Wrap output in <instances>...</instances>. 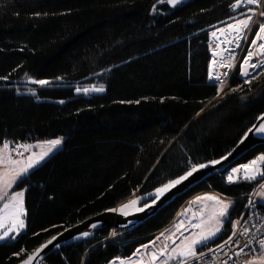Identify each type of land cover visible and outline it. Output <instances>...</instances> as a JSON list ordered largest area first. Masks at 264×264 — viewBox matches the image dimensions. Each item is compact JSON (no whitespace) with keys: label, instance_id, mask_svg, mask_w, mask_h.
I'll use <instances>...</instances> for the list:
<instances>
[{"label":"trees","instance_id":"obj_1","mask_svg":"<svg viewBox=\"0 0 264 264\" xmlns=\"http://www.w3.org/2000/svg\"><path fill=\"white\" fill-rule=\"evenodd\" d=\"M236 2L191 0L172 8L168 0H0V144L64 137V147L20 181L27 230L0 243V264L20 263L63 229L236 146L264 113V67L248 79L234 74L226 89L210 77V33L249 16L248 8L233 9ZM41 80L50 83L34 82ZM94 82L105 92L77 93L78 84ZM259 155L264 144L237 165ZM224 174L143 225L117 231L125 234L120 243L103 229L62 246L46 264L129 258L204 190L237 199L221 234L199 252L220 245L246 195L260 186L229 184Z\"/></svg>","mask_w":264,"mask_h":264},{"label":"rangeland","instance_id":"obj_2","mask_svg":"<svg viewBox=\"0 0 264 264\" xmlns=\"http://www.w3.org/2000/svg\"><path fill=\"white\" fill-rule=\"evenodd\" d=\"M263 5H264V0H259L258 4L256 5H244V6L240 5L239 7L233 8L234 10L248 8V10H246L245 12L247 15L251 17V25L247 30V38L244 40L242 44V48L240 51L241 54L239 53V56L237 57L238 59L236 58L237 65L231 71L228 77L223 80L220 79L217 80L213 76L212 70L210 69L211 70L210 77L215 81L223 83L224 88L228 85V82H230L234 74L239 73V76L243 77L241 75L240 61L242 63L246 57L245 55L249 52V50H252L254 45H252L251 42L256 38L255 33L259 30V26L261 24H264V22L261 21V18L264 17L261 15ZM249 9H253L254 14L253 12L249 11ZM248 17L246 18L248 19ZM246 18L237 19L234 22H239L241 20H245ZM210 42H211V55L213 60V51L217 48V45L211 40V36H210ZM263 67L264 65L261 67V69ZM99 87H103V86L97 82H94L92 84L81 83L77 85V93L90 95V94L105 92L104 87H103L104 91L102 92L91 91V90L88 92L84 91V89H93ZM23 90L26 93H32L30 90H28V88H24ZM57 139H59L61 143L59 145L51 147V151H48L50 147L48 142ZM1 141L2 144H0V156H4L6 158L10 153L12 160L18 162L13 164L8 162L7 159H5L4 162L0 163V195H3V192H8V196L4 197V199H0V236H3L5 231L11 229V231L8 232V236L4 237L3 239H0V243L11 239H16L19 236H21V234L26 232L27 230V221L25 218L26 190L24 187H19L20 181L30 172H32L34 169L45 163L57 151L61 150L64 147V137L60 136L50 139L27 138L24 140L2 139ZM5 143L9 145V149L7 150L3 149V145ZM21 146H27V147L25 148ZM13 149L15 150L13 151ZM44 152H47L48 154L44 156V158L40 160L38 164H36L33 168L29 169L27 173H24L21 176H17V173H19L22 168L27 166V162H28L27 158L29 156H32L35 159ZM18 153H22V155H19ZM261 157H264V155L257 156L249 163H242L239 165H235L234 168L244 166L245 164H250L253 161L260 162L262 164L261 172H260L261 175V173H264V166H263L264 160L260 159ZM231 170L232 169L226 171L224 174L226 182L229 184H238L242 182L252 183L257 181H259L261 184L264 181V178H262V180L246 179V181H244L243 178V180L242 179L238 180L240 182L232 181V180L229 181L228 179L229 175L227 177V174ZM259 177L261 178V176ZM6 184H10V187H6L5 186ZM14 193H22V196L15 202L12 200V195ZM259 196H260V200L264 201V194L262 192L260 193ZM207 197H215L218 200L223 201V203L228 204L227 215L226 217L219 218L221 221L219 225L216 224V221L214 219H210V217L214 212L218 214L219 211L222 209L223 204H217L216 200H210L207 199ZM236 200L237 199L225 196L224 194L215 190H204L195 193L193 196H191L190 198L184 201L178 213L176 214L174 219L168 224V226H166L163 230L159 231L158 233L154 234L151 240L147 244L139 247L133 256L125 259L124 258L115 259L110 264H179L186 259L193 258L194 256L188 255L187 245L192 240L194 239L199 240L202 235H207L209 230L215 231L216 227H220V231L217 232L214 236H211L207 240L202 241L201 243L193 246L195 248L197 255L200 254L199 248L201 246L209 243L210 241L217 238L221 234V232L224 229L225 221L228 220L230 216L231 208L233 207ZM5 203L9 204V208L7 209L4 208ZM18 219L23 220L24 223L23 228H20L18 226ZM177 225H179V231H177ZM124 235H125L124 233L111 231V235L107 240H110L114 243H120L118 236L121 237ZM165 245H167V248H165ZM162 252L163 254H161ZM262 263H263L262 258H258L252 262V264H262Z\"/></svg>","mask_w":264,"mask_h":264},{"label":"water","instance_id":"obj_3","mask_svg":"<svg viewBox=\"0 0 264 264\" xmlns=\"http://www.w3.org/2000/svg\"><path fill=\"white\" fill-rule=\"evenodd\" d=\"M189 1L191 0H179L178 3L173 4L171 0H168V4L170 7L176 8ZM260 69L255 70L252 74L246 75V77L242 75L241 71L242 78L248 79L255 75ZM227 86L224 89H226ZM262 122H264V113L256 119L254 124L247 130L229 153L218 159L196 165L197 170L194 172L192 171L193 167L190 168L185 174L180 176H187L181 183L173 187H168L166 191L157 192V189H164L167 185L179 179V177L149 192H137L117 206L106 209L56 233L18 264H46V259L62 246H69L91 239L103 229H110L111 231H130L143 225L164 208L190 193L207 179L213 177L217 173H225L233 169L247 153L259 145L264 144V132L257 130V126ZM200 165H205V167H199ZM188 172H192V174L188 176ZM132 201L136 203L133 204ZM130 204L136 205L137 207L134 210H128L125 205L128 206Z\"/></svg>","mask_w":264,"mask_h":264},{"label":"built area","instance_id":"obj_4","mask_svg":"<svg viewBox=\"0 0 264 264\" xmlns=\"http://www.w3.org/2000/svg\"><path fill=\"white\" fill-rule=\"evenodd\" d=\"M259 176L261 178L258 177V180L264 178ZM262 185L264 181L254 192L246 195L244 212L234 226L230 241L228 238L220 245L179 264H252L258 258H262L264 264V201L259 196L261 192L264 194Z\"/></svg>","mask_w":264,"mask_h":264},{"label":"bare ground","instance_id":"obj_5","mask_svg":"<svg viewBox=\"0 0 264 264\" xmlns=\"http://www.w3.org/2000/svg\"><path fill=\"white\" fill-rule=\"evenodd\" d=\"M259 1V0H258ZM240 5H256V4H246L241 0ZM247 19V18H246ZM251 25V20L249 21V26ZM240 27L238 22H234L232 24H228L222 28L214 30L211 32V40L217 45V48L213 51V60L211 63V70L213 76L216 78L219 77L220 80L226 79L231 71L236 67V58L239 56V53L242 48V44L244 40L247 38V29H244L242 32L237 33L236 28ZM213 32L216 33L213 36ZM264 43V41L258 40L256 45L253 46L252 50H249L254 53V55L250 58L251 64L261 65L256 68H252L249 64L241 63V71L242 75H244V71L247 70L248 74H252L255 70L260 69L264 64V49L259 48V44ZM239 45V47H237ZM241 54V53H240ZM247 57V54L245 55ZM245 57V58H246ZM238 59V58H237ZM244 61V60H243ZM261 163L256 162L253 164L251 162L247 166H240L232 169L228 175L232 176V181H238L248 176H254L253 180L257 179L261 172ZM237 170V171H233ZM137 206L130 204L127 206L128 210H134Z\"/></svg>","mask_w":264,"mask_h":264},{"label":"snow or ice","instance_id":"obj_6","mask_svg":"<svg viewBox=\"0 0 264 264\" xmlns=\"http://www.w3.org/2000/svg\"><path fill=\"white\" fill-rule=\"evenodd\" d=\"M171 2H172L173 4H175V3H178L179 0H171ZM243 2L246 3V4H258V0H243ZM240 3H241V0H237V3L233 5V8L239 7V6H240ZM249 11L253 12V14H254V10H253V9H249ZM261 15L264 16V12H262ZM250 20H251V17L249 16L248 19H245V20H241V21H239L238 23H239L240 27H237V28H236V32H237V33H240V32H242L244 29H247V28L249 27V21H250ZM215 35H216V33L213 32V36H215ZM255 37H256V38H255L254 40H252V42H251L252 45H256L257 40L264 41V24H261V25L259 26V30L255 33ZM237 47H239V45H237ZM259 48H260V49H264V43H260V44H259ZM253 55H254V53L251 52V51H249V52L247 53V57L244 59L243 63H244V64H249V66L252 67V68H256V67L261 66V65H258V64H251V63H250V58H251ZM262 55H264V53H262ZM262 64H264V62H262ZM243 74H244V75H248L247 70H245ZM216 79L219 80V77L217 76ZM34 82H35V83H39V84H41V85H46V84H49V83H50L49 81H43V80H41V81H34ZM90 90H91V91H98V92H102V91H104L103 87L93 88V89H84L85 92H88V91H90ZM257 130H258V131H261V132H264V122H262L259 126H257ZM60 143H61V141H60L59 139L49 141L48 144L50 145V147H49L48 151H51V147H54V146H56V145H59ZM21 147H25V148H26L27 146H21ZM3 149H5V150L9 149V145H8L7 143H5V144L3 145ZM14 150H15V149H13V151H14ZM18 154H19V155H22V153H18ZM47 154H48L47 152H44V153L40 154V156L37 157V158H35V159H34L32 156H29V157L27 158V161H28V162H27V166L24 167V168H22V169L20 170V172L17 173V176H21V175H23L24 173H27L29 169L33 168L36 164H38V163L40 162V160H42V159L44 158V156H46ZM5 159H7L8 162L13 163V164H15V163L18 162V161L12 160V158H11V154H10V153L8 154V156H7L6 158H5L4 156H0V163L4 162ZM261 159L264 160V157H261ZM214 163H218V162H214ZM255 163H256V161H253V164H255ZM199 167H205V165H200ZM196 170H197L196 166H193L192 171L194 172V171H196ZM233 171L235 172V171H237V170H233ZM191 174H192V172H188V173H187L188 176H190ZM261 175L264 176V173H261ZM186 178H187V176L180 177L179 179L173 181L170 185H167L164 189H157V192H163V191H166L168 187H173V186H175L176 184L181 183V181L184 180V179H186ZM245 178H247V179H253L254 176H248V175H246ZM228 179H229V181H231V180L233 179V177H232V176H229ZM5 186H6V187H10V184H6ZM262 187H264V185H262ZM6 196H8V192H3V195H0V199H4V197H6ZM21 196H22V193H14V194L12 195V200L15 202V201H17ZM207 199H210V200H216L217 204H223V207H222V209L219 211V213L217 214V213L214 212V213L212 214V216L210 217V219H214V220L216 221V224L219 225V224L221 223V221H220L219 218H220V217H226V215H227L228 204L223 203V201H220V200H218V199L215 198V197H207ZM132 203L134 204V203H136V202H135V201H132ZM125 207H127V205H125ZM4 208H5V209L9 208V204H8V203H5V204H4ZM18 226H19L20 228H23V227H24L23 220H19V219H18ZM9 231H11V229H9L8 231H5L4 234H3V236H0V239H3L4 237L8 236V232H9ZM177 231H179V225H177ZM219 231H220V227H216L215 231H211V230H209L208 233H207V235H202L201 238H200L199 240H195V239L192 240V241L187 245V252H188V255H189V256H196L197 253H196L195 248H194L193 246L196 245V244L201 243L202 241L207 240V239H208L209 237H211V236H214V235H215L217 232H219ZM230 240H231V237H229V241H230ZM225 243H228V241H226ZM165 248H167V245H165ZM161 254H163V252H162ZM182 254H183V253H182ZM154 258H155V256H154ZM29 259H31V258H29Z\"/></svg>","mask_w":264,"mask_h":264},{"label":"crops","instance_id":"obj_7","mask_svg":"<svg viewBox=\"0 0 264 264\" xmlns=\"http://www.w3.org/2000/svg\"><path fill=\"white\" fill-rule=\"evenodd\" d=\"M114 261V260H113Z\"/></svg>","mask_w":264,"mask_h":264}]
</instances>
